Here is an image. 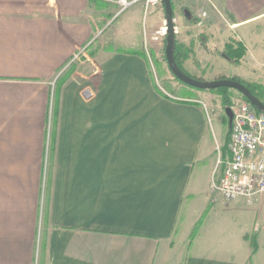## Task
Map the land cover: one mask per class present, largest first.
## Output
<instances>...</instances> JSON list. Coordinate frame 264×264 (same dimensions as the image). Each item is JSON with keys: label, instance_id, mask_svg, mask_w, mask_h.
Instances as JSON below:
<instances>
[{"label": "crops", "instance_id": "obj_1", "mask_svg": "<svg viewBox=\"0 0 264 264\" xmlns=\"http://www.w3.org/2000/svg\"><path fill=\"white\" fill-rule=\"evenodd\" d=\"M185 1L171 0L186 19L175 34L191 41ZM115 11L111 0H0V264H264V192L249 205L212 190L229 135L129 51L143 52L142 3ZM254 18L264 9L224 20ZM163 20L162 3L146 23Z\"/></svg>", "mask_w": 264, "mask_h": 264}, {"label": "rangeland", "instance_id": "obj_2", "mask_svg": "<svg viewBox=\"0 0 264 264\" xmlns=\"http://www.w3.org/2000/svg\"><path fill=\"white\" fill-rule=\"evenodd\" d=\"M200 1H206L207 3V0ZM232 2L231 0V3H227L225 6V0H208V5L213 4L216 7L212 5L215 14L222 18V20H213L212 17H208V14L197 15L205 10V6L203 3H199V0L185 1V7L197 14L195 16L192 15L194 18L190 21L194 25L191 28L194 29V37L191 41L186 40L187 34L183 31L181 32L178 27L177 34L179 39L177 40L183 44L184 48H187L186 52H184L185 49H182V68L186 74L201 80L235 77L244 82H256L264 86V18L256 21H254L255 18L243 21L235 25L238 26L237 28H231L228 22L224 20L226 18L236 19L243 17L256 8L264 9V0H257L251 5H243L238 3L237 0ZM210 5L206 7L212 10ZM153 10L154 8L151 11ZM148 14L142 20V50L149 63L155 84L172 97L179 96L183 89L192 92L205 110L208 124L213 121L216 130L221 127V133L226 134L228 126L224 123V116H226L224 112L225 106L221 104L220 96L212 91L188 88L174 78L167 66V62L163 58L165 36L157 39L151 38L154 36L156 29L162 25L164 26L165 20L160 24L161 26L159 25L150 30L148 22L146 23ZM175 15L174 24H179L186 20L183 15V8H179V6L173 8V16ZM144 27L146 29V37L143 34ZM232 38L240 40L246 48L245 54L237 62L225 55V52H227L225 44ZM190 50L191 52L189 53L188 51ZM86 53L85 48H82L76 58L68 60L63 70H67L72 66L74 69L78 66L79 60L85 57ZM235 96H241V94L233 89L230 101Z\"/></svg>", "mask_w": 264, "mask_h": 264}, {"label": "built area", "instance_id": "obj_3", "mask_svg": "<svg viewBox=\"0 0 264 264\" xmlns=\"http://www.w3.org/2000/svg\"><path fill=\"white\" fill-rule=\"evenodd\" d=\"M117 4L115 16L137 2L143 5L144 16L162 4V0H111ZM205 15L202 11L200 16ZM145 27L143 34L146 37ZM166 26L155 30L153 39L165 36ZM176 31V30H175ZM75 52L74 59L81 52ZM232 110L227 154L219 155L220 174L210 182L213 191L224 200L242 198L246 204H253L264 192V111L257 110L242 96L231 98Z\"/></svg>", "mask_w": 264, "mask_h": 264}, {"label": "water", "instance_id": "obj_4", "mask_svg": "<svg viewBox=\"0 0 264 264\" xmlns=\"http://www.w3.org/2000/svg\"><path fill=\"white\" fill-rule=\"evenodd\" d=\"M164 14H165V57L167 65L171 71V73L179 79L181 82L196 88H214L219 86H227L229 88H233L238 91L241 95H243L254 107L257 109L264 111V103L258 99V97L251 92V90L245 85L243 82L230 78V77H220L212 80H201L194 78L181 70V68L177 65L174 58V46H175V26H174V16H173V8L171 0H162ZM225 115L228 119V127L231 126L232 120V110L230 106L224 107Z\"/></svg>", "mask_w": 264, "mask_h": 264}, {"label": "trees", "instance_id": "obj_5", "mask_svg": "<svg viewBox=\"0 0 264 264\" xmlns=\"http://www.w3.org/2000/svg\"><path fill=\"white\" fill-rule=\"evenodd\" d=\"M175 25V24H174ZM165 44H166V39H164V49H165ZM225 48L227 50V52H225L229 58H231L232 60L234 61H239L243 55L245 54L246 52V48L245 46L243 45V43L240 41V40H237V39H234L232 38L229 42H226L225 44ZM182 49H185L184 52H186V49L187 48H184L183 47V44L180 43L178 40H177V36L175 34V46H174V58H175V61L177 63V65L181 68V70L183 72H185L182 68V59H181V53H182ZM130 52H135V53H140V54H144L143 52L139 51V50H129ZM145 56V54H144ZM146 57V56H145ZM164 60L166 61V57H165V53H164V56H163ZM168 66V65H167ZM169 68V67H168ZM73 69V66L70 67L68 69V71L65 73V75L69 74L71 72V70ZM173 75V74H172ZM174 76V75H173ZM174 78L184 84L186 87L188 88H194V89H199V90H208V91H212V92H215L216 94H218L220 96V101H221V104L223 106H229L231 101H230V97L232 95V91L233 89L232 88H229L227 86H219V87H214V88H208V89H203V88H196V87H192V86H189L183 82H181L179 79H177L175 76ZM233 79H236V80H239L241 82H243L245 85H247V87L251 90L252 93H254L258 99H260L263 103H264V86L260 83H256V82H244L240 79H237L235 77H231ZM156 86V85H155ZM156 89L160 91V89L156 86ZM161 94L163 96H166L168 97L165 93H163L162 91H160ZM180 97H186V98H189V99H193V100H189L190 102H193V103H196L198 104V102H196V97L195 95L190 92L189 90L187 89H183L179 95ZM245 100H247L243 95H241ZM185 101V100H184ZM248 101V100H247ZM256 108V107H255ZM257 109V108H256ZM259 110V109H257ZM224 123L228 126V119H227V116H224ZM227 134L229 135V127L227 129ZM201 221V220H200ZM199 225V222L196 224V226L194 227L190 237L193 238V236L195 235L196 231H197V227Z\"/></svg>", "mask_w": 264, "mask_h": 264}]
</instances>
